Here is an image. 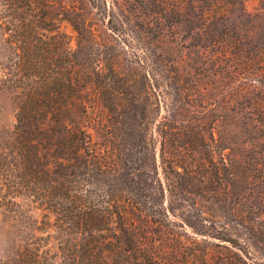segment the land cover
<instances>
[{"label": "trees", "instance_id": "trees-1", "mask_svg": "<svg viewBox=\"0 0 264 264\" xmlns=\"http://www.w3.org/2000/svg\"><path fill=\"white\" fill-rule=\"evenodd\" d=\"M234 3L244 16L238 0H210L208 8L226 17ZM68 11L55 15L48 0H0V89L12 90L15 103L14 125L0 142L2 206L28 198L52 216L63 236L55 255L23 243L1 264H172L185 247L176 239L185 228L229 242L204 216L174 213L175 191L180 197L191 191L181 179L188 175L186 163L180 152L169 157L166 137L185 121L156 120L149 73L134 85L98 49L86 19ZM58 15L75 33L74 49L55 24ZM242 37L237 34L239 80L249 75L264 90V37L249 51ZM222 45L229 52L234 43ZM89 94L107 112L98 150L80 124ZM253 108L248 118L259 129L264 103Z\"/></svg>", "mask_w": 264, "mask_h": 264}, {"label": "rangeland", "instance_id": "rangeland-1", "mask_svg": "<svg viewBox=\"0 0 264 264\" xmlns=\"http://www.w3.org/2000/svg\"><path fill=\"white\" fill-rule=\"evenodd\" d=\"M209 1L48 0L55 15L67 9L74 19L84 17L101 44L98 49L134 85L139 86L140 74L149 73L157 95L154 99L149 93L156 120L185 121L166 137L169 157L180 152L186 163L188 175L181 179L191 191L182 197L175 191L174 213L200 214L213 222V231L231 240L180 230L176 239L185 247L174 253L172 264H264V139H259L264 126L254 129L248 118L255 104L264 103V90L249 75L239 80L237 44V34H242L247 51L253 50L264 37V0H238L245 15H239L234 3L226 17L220 8H208ZM206 13L209 20L203 17ZM56 17L55 24L74 49L70 24ZM226 39L234 43L229 52L222 45ZM3 53L0 41V60ZM86 100L80 124L98 150L104 144L107 112L95 96L89 94ZM14 116L13 91L2 88L0 142L12 130ZM15 202L6 208L0 198V264L23 243L55 255L63 236L52 216L28 198ZM54 261L59 262L57 257Z\"/></svg>", "mask_w": 264, "mask_h": 264}]
</instances>
